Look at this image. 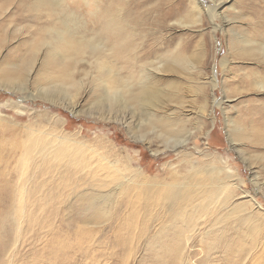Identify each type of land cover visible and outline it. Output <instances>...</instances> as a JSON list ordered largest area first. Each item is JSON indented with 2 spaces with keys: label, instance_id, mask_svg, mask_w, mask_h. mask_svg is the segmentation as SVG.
I'll return each instance as SVG.
<instances>
[{
  "label": "rangeland",
  "instance_id": "1",
  "mask_svg": "<svg viewBox=\"0 0 264 264\" xmlns=\"http://www.w3.org/2000/svg\"><path fill=\"white\" fill-rule=\"evenodd\" d=\"M196 1L199 13L191 10ZM196 1L60 0L61 9L51 13L49 0H0L1 191H9L7 183L17 188L20 157L8 153L13 146L28 144L30 136H40L37 131L53 136L54 145L62 139L65 144L62 168L48 175L41 174L47 164L36 153L22 161L19 215L34 212L37 223L46 224L20 218L14 233L0 229V264H174L175 253L151 243L159 231L173 230L166 229V218L159 221L160 214L167 217L164 202L151 205L141 196L134 227L127 220L129 194L119 193L103 206L104 218L83 221L87 213L79 197L87 193L90 175L100 183L104 176L110 181L114 173L131 170L166 185L198 170L209 171V178L219 173L220 180L229 175L255 200L253 212L260 206L264 219V89L254 85L264 82V58L250 47L264 36V0ZM105 14L119 15L128 25L118 40L101 36ZM72 32L77 41H69V48L55 46L57 38L69 40ZM81 40L88 49L80 47ZM95 45L115 54L93 55L89 50H97ZM128 51L133 61H126ZM46 54L50 60L44 64ZM142 81L154 94L153 104H137L125 91L130 87L134 93ZM114 92L120 94L117 102L110 100ZM64 170L65 199H60L49 188L61 184L56 176ZM83 178L86 185L78 182ZM36 185L42 188L27 199ZM47 196L52 202L45 204ZM41 203L46 206L40 213ZM205 219L196 220L176 264L263 263L264 220L258 219L263 231L255 248L236 257L224 254L221 245L208 253Z\"/></svg>",
  "mask_w": 264,
  "mask_h": 264
},
{
  "label": "bare ground",
  "instance_id": "2",
  "mask_svg": "<svg viewBox=\"0 0 264 264\" xmlns=\"http://www.w3.org/2000/svg\"><path fill=\"white\" fill-rule=\"evenodd\" d=\"M49 1L50 2L46 4V6L49 7L51 10L49 12L56 13V10L61 9L60 0ZM197 2L198 1L194 3L191 2V10L193 13H199L200 11L199 3ZM104 20L105 23L103 22L104 25L100 30V34L101 36H104V40H118L121 37L120 34L128 26L127 24L122 23V18L119 15L105 14ZM67 22L68 21L61 22V25L65 29ZM118 22H120V24ZM69 23L75 24L76 22L70 19ZM51 36L53 35L51 34L50 38ZM65 39H54L55 46L63 49H66L67 47L69 48V41H77L75 32L69 34V40ZM125 42L126 40H124V43ZM79 45L80 47L85 45L87 48V43L84 40H81ZM118 47L120 51H122V46L119 45ZM250 47L255 48V56L264 58L263 35L257 36L255 40L251 41ZM95 48H97V50H89L93 53V55L98 52H101V54L103 52L106 53V51L109 55L115 54L113 53L114 51H112V49L103 51L102 47L97 45H95ZM83 51L84 50H82V52ZM129 51L126 55L127 62L133 61L134 56L133 53L131 55ZM36 55L37 53L34 54V56ZM95 57L96 56H94V58ZM46 59L50 60V57L47 54L46 58L43 61L44 64L48 63ZM95 60L97 63H104V61L100 57H96ZM136 85L138 87L135 89L134 93L130 92V87L125 90L127 93H130V99L135 101L137 104H153L154 94L149 88L148 82L142 81L139 82V84L137 83ZM254 85L255 89H264V82L262 80L255 81ZM119 96V93L114 92L111 95L110 100L112 102H117ZM37 132L40 134V136H30L31 139L28 138L27 140L29 142L28 144L25 141V143H21L20 145L18 143L17 147L13 146V148L8 151L9 154L18 153V157H20L17 161V164L20 166V169H16L17 178L15 176L18 182L17 188H13V184L9 186V184L7 183L6 187L9 188V191L4 193L0 189V198L4 195V199L6 200V203L4 205L1 204L3 198L0 200V229L2 230V228L5 227L7 229L8 234L15 232L16 226L19 223L18 219L20 218H25L26 221H28V223L31 225H41L42 227L44 224H46V220L43 224H41V222L37 223L38 220L37 217L34 215V212L33 214H25V212H22L19 215L18 197L22 196V190L24 188V180H22L19 175H23L24 171H26V167L24 163L22 165V161L27 162L30 159L29 157H32L31 155L36 153V156L38 155V158L41 160L42 165L43 163L47 164L46 166H44L46 167V170L41 173L42 175H48L50 174V172L55 171L58 168H62L63 157H59V153L60 151H65L63 147L65 146V144H62L63 139L61 140L60 144L54 145L52 139L53 136L47 138V135L45 133L39 131ZM44 138H47V140H45ZM172 142L175 145L183 143L180 141ZM58 147L59 149L57 150ZM112 168L116 169V171L114 172L119 171L114 166H112ZM65 171L66 170L59 171L58 175L56 176L57 179L60 178L61 181L59 183L61 184L58 186L54 185L55 187L53 186L51 189L49 188L50 195L57 193L60 199H63L65 197L62 193V190L66 187L65 178L67 175L64 174ZM124 172L125 173L122 172V174H120L119 176H116V174L114 173L112 175L113 180L110 181H106L105 179L108 178L104 176L103 181H105V183L103 181L98 183L93 178V175H90L91 181L88 183L89 187L86 190L87 193L84 195H80L79 197V201L81 204L80 209L82 210V213H87L85 220H83L84 222H92L94 220H100L104 218V215L102 213L103 206H105L107 202H111V198L115 195L116 198L119 197V193H121V197L129 194L127 196L128 205H126L128 207L127 220H129L133 226L137 220L138 215L140 216L139 211L142 210V207L139 205L142 202L140 199L141 196H143L151 205L159 203L163 204L162 202L168 205L161 208L162 210H167V217L162 216L160 214L159 221L163 224V220L166 218V223L168 225L166 229L172 228L173 230L170 232L167 231L168 234L164 233L163 230L159 231L158 236L156 237L157 239L152 241L151 243L153 245H156L161 251H163V253L164 251L175 253V261L173 262L174 264H176V261L179 256L181 257L184 242L186 240H189L190 236H188V233H192L194 224L195 226H197L196 220L200 218H208L209 224L205 232L209 241V244H206L205 246V249L208 251V253L215 250L216 247H219L221 245L223 253L227 256L234 253L236 257H240L243 256L245 249L251 250L255 248V243H258L257 236L260 234V231H263V229H261L259 226V223L261 221L258 219L261 218L262 220H264L260 206L258 205L257 207V214L253 212V208L255 207V200L250 197L246 192L240 190L241 186L238 185V182L234 183L233 178L229 175L226 178L220 180L218 176L219 173L214 176L215 178H209V171L201 172L198 170L193 173H190L186 177L177 180L172 177L170 178V183L166 185L160 184L150 179H144L137 173L132 172L131 170H124ZM131 173L137 175L131 176ZM52 179V177L49 178L50 182H53ZM78 182L82 185H86L87 179L85 180V178H83ZM113 185H116V187H114ZM128 185L130 186V191L126 187ZM110 186H113L114 189L112 191H105L109 189ZM161 187L163 190L160 192ZM37 188H42V185L34 186V191H30L28 194H26L27 199L31 198L34 194H36ZM242 198H248V201H245L246 203H236L235 205H230L232 203V200ZM43 200H45V204H47V201H51L52 199L51 197L49 198L47 196ZM39 201L41 200L39 199L36 202L38 203ZM45 204L41 203L40 205H37L36 210L42 212L45 209ZM5 205H7L5 207L6 214H2V210ZM48 215L51 218L52 215ZM262 223L264 225V222ZM247 238L249 239V243H246ZM246 245L249 248H246ZM261 252L264 253V250H261ZM262 264H264V261Z\"/></svg>",
  "mask_w": 264,
  "mask_h": 264
}]
</instances>
